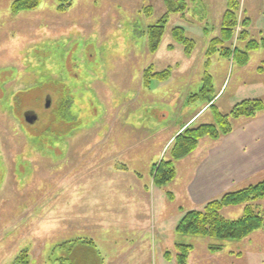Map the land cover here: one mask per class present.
<instances>
[{
  "label": "rangeland",
  "instance_id": "374dc122",
  "mask_svg": "<svg viewBox=\"0 0 264 264\" xmlns=\"http://www.w3.org/2000/svg\"><path fill=\"white\" fill-rule=\"evenodd\" d=\"M15 1L0 0V264H177V241L192 244L185 264H264V230L240 240L175 232L213 199L194 206L183 192L177 165L196 148L171 181L154 183L175 135L213 121L208 101H189L205 76L221 113L264 101V48L244 64L206 53L227 0H39L14 11ZM236 1L232 51L246 43L243 27L264 35V0ZM180 27L189 52L173 36ZM254 204L264 208V196ZM243 206L221 212L234 219Z\"/></svg>",
  "mask_w": 264,
  "mask_h": 264
},
{
  "label": "trees",
  "instance_id": "16d2710c",
  "mask_svg": "<svg viewBox=\"0 0 264 264\" xmlns=\"http://www.w3.org/2000/svg\"><path fill=\"white\" fill-rule=\"evenodd\" d=\"M38 2L39 0H16L13 4V10L35 7L38 5ZM167 3L173 4L172 0H167ZM236 4V0H227L228 8L224 13L219 34L210 39L206 53L210 55L218 53L221 56H228L233 52L234 59L238 63L244 64L248 60L251 51L264 48V35L258 40L252 37L249 38L248 31L245 29L246 27H243L237 38L242 41L245 38L247 39H245L246 43H244L243 49L237 45L233 51L230 49V46L226 42L231 39L232 33H234ZM166 21L167 17L163 16L157 24L151 26L149 30L150 49H154L157 45L158 38L161 36ZM247 23L248 19H244V26ZM179 29L182 33H173V36L177 42L184 46L186 52H189L190 46L194 44L193 39L183 35L184 30L181 27ZM259 69L264 71V66H259ZM212 91V81L210 75H207L204 77V82L197 92L190 95L189 101L194 102L200 99L208 101L210 103L209 107L212 108L214 113L213 121L185 127L175 135L170 156L166 159H161L158 165H156L157 169L154 176L155 184L162 186L171 181L175 175L174 163L190 154L196 148L201 138L209 137L217 140L233 130L232 120L253 118L258 113L264 112V101L262 99L252 98L235 104L228 113H221L215 107L214 102H212ZM60 104L59 111L64 112L66 110L64 102ZM263 196L264 179L236 190L226 191L219 197L208 200L201 209L185 211L176 222L174 230L178 235L240 240L253 231L264 230V208L254 204L256 200L261 199ZM238 204L244 205L239 217L230 219L222 214L221 211L224 207ZM174 248L176 263L185 264L188 254L192 251V244L177 241L174 244ZM208 248L211 252H216L221 249V246L211 243ZM25 256L26 254H24Z\"/></svg>",
  "mask_w": 264,
  "mask_h": 264
},
{
  "label": "crops",
  "instance_id": "0c3cea01",
  "mask_svg": "<svg viewBox=\"0 0 264 264\" xmlns=\"http://www.w3.org/2000/svg\"><path fill=\"white\" fill-rule=\"evenodd\" d=\"M179 168L183 192L194 206L264 179V112L239 119L230 133L217 140L199 143L191 155L180 160L177 171Z\"/></svg>",
  "mask_w": 264,
  "mask_h": 264
},
{
  "label": "water",
  "instance_id": "95a60500",
  "mask_svg": "<svg viewBox=\"0 0 264 264\" xmlns=\"http://www.w3.org/2000/svg\"><path fill=\"white\" fill-rule=\"evenodd\" d=\"M50 103V100L48 98L45 99V107H48ZM36 118V115L32 112V111H27L24 113V119L29 122L32 123Z\"/></svg>",
  "mask_w": 264,
  "mask_h": 264
}]
</instances>
